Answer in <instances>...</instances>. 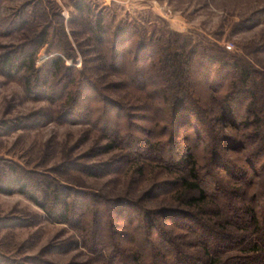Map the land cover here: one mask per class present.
<instances>
[{
  "label": "rangeland",
  "instance_id": "rangeland-1",
  "mask_svg": "<svg viewBox=\"0 0 264 264\" xmlns=\"http://www.w3.org/2000/svg\"><path fill=\"white\" fill-rule=\"evenodd\" d=\"M99 18L105 33L96 39L92 27ZM48 24V44L36 53L35 68L45 71L62 57L69 71L50 72L47 84L34 82L29 92L26 56ZM60 43L72 58L54 50ZM185 43L198 53H192L199 63L193 83L204 102L242 84L231 69L219 83L224 74L209 70L203 51L224 52L264 75V0H0V187L12 177L8 167L17 165L27 190L56 214L52 220L17 186L0 192V264H154L161 257L166 264L176 257L203 264L206 247L216 258V240L202 238L187 205L193 193L178 200L183 180L191 179V165L181 164L187 149L212 208L225 217L236 208L247 223L241 208L253 206L262 220L264 142L248 125L253 119L246 123L250 101L246 95L221 119L211 103L204 121L181 116L174 79L161 78L168 73L160 52L181 53ZM140 69L146 84L135 82ZM234 166L241 176L229 171ZM49 181L65 187L68 223L59 220L64 207ZM231 224L226 230L246 242L224 244L221 264L255 254L253 226ZM116 243L121 259L110 250Z\"/></svg>",
  "mask_w": 264,
  "mask_h": 264
},
{
  "label": "trees",
  "instance_id": "trees-1",
  "mask_svg": "<svg viewBox=\"0 0 264 264\" xmlns=\"http://www.w3.org/2000/svg\"><path fill=\"white\" fill-rule=\"evenodd\" d=\"M80 11L83 12L84 11L83 8L82 9L80 8ZM49 28H50V24H48L38 34V36L34 38V40H36L35 43L34 41H31L30 43L33 45L36 44V46H34L35 47L33 50L34 52L31 54L28 53V55L26 56V63L29 65L28 69L31 73L30 74L31 77L28 79V82H27L29 92L33 91L31 86L34 82L36 83V85L39 84L40 85L39 87H41V85L43 84L44 85L47 84L50 79V72L52 73L60 72L61 73L62 71H67V72L69 71V69L65 67V60L62 57L52 58L45 65L46 66L45 71H43V69L37 70L35 68L34 58H35L36 53L48 44ZM104 29L105 28L103 27L102 20L100 18L97 19L95 21L94 26L92 27L93 36L96 39H98L99 38L98 35L105 33ZM60 45L61 43L57 44V46L54 47L55 48L54 50H57V52L62 54L66 59L72 58L69 54H67V50L69 48L67 49L66 46L64 45L60 46ZM143 45H144L143 48L144 49L146 48L147 50L146 44H143ZM189 46L190 44L185 43L184 47H182L181 53L177 52L173 54L167 48H162L160 52L162 65H163L162 71L167 72L168 73L167 75H169L168 77L167 75H161V78L162 79L170 78V80L174 79L175 83L173 84V86L177 88V91H179L181 94L180 96L178 95L179 97L177 95H174V97L178 99L177 105L180 106L178 113L181 112L180 115L187 119H190L194 115L200 121L201 118L205 116L204 114H208V112L212 110V109H208L206 106V104L208 105L209 103H211L212 106L217 107V109H214V110L217 111V114H219V118L221 119L222 117L224 118L226 114L232 111L234 104L237 103L238 105L242 106L244 101H246L245 100L246 98L244 97H246L247 95L248 97L247 99H249L250 102L245 109L248 115L246 116L247 118L246 123H248V121L253 119L252 122L248 123V125L249 126L252 125L253 127H255L257 137L261 136V140H263L264 142V88H263L264 87V75L259 74L258 72L254 70V68H251L250 65L246 64L245 62H242L240 59L236 58L232 61L231 57L228 56L224 52H221L218 55L217 54L212 55L209 52L203 51L201 53L202 54L201 61H206L208 62V64L210 63L209 70L212 67H218L219 75L222 72L223 74L225 72V74L227 75L226 72L230 71L229 69H231L234 72H237L239 74L241 78V84H242L241 87H238V85L234 84V86L230 88V91L224 96L222 97L216 96L213 99H211L210 102H204L201 97H197V95H195L196 92H195V84L193 83V77H194L193 75H195L197 71L198 66L196 65L198 62L194 64L195 55L193 56L192 53L196 54V56L198 53H196L197 51L195 50H189L188 49ZM152 54L154 53L150 52L149 54H145V55L147 59H150V57L153 56ZM199 57L201 58V55H199ZM11 61L12 59L10 58L6 64L9 65ZM102 67L104 66L102 65ZM85 73H87V71L84 73L81 72L80 74H85ZM137 74H138L137 76L135 75V80H136L135 82L138 84H146L145 76L142 75L144 73L142 72L141 69L139 70V72H137ZM209 74L210 72L208 71L207 73L208 81L210 79ZM225 74L220 77L219 83L223 82V79L226 77ZM259 78H261V80ZM258 79L261 82L258 81ZM250 84H252L251 86L253 88L250 86ZM89 85H90V88L91 87L95 88L94 85H91L90 82H89ZM249 86L252 89L251 93L248 92ZM176 98L175 100H177ZM70 102L73 103L75 102V100L71 98V100L69 99V103ZM232 117H233V113H232ZM202 120L204 121L203 118ZM114 135L116 136L115 139L117 140V138H119L118 131H116ZM217 144H220L218 140H217ZM110 149H113V148H110ZM187 151L189 153H186L183 157V160L182 161L180 160V161H181V164H185L187 166L191 165V168H189L188 170L189 179L190 178L191 179L190 181L183 180L182 188H184V190L183 191L182 189L178 190V193H180V197L178 198V200L180 201V203H182L185 198L187 197L189 198L190 194L193 193L192 194L193 196L188 199L187 205H189L190 208L193 209L192 210L193 213H195L194 214L195 215L194 217H196L195 221L198 224L201 236L203 239L209 238L212 241L216 240V244H215L216 251L214 252V255L216 256V258H213L214 256L212 255L210 250L206 247L204 249V254L207 259L206 261H203V264H221L222 256L220 255H222L221 252L224 251L226 248L224 244H231V245L237 244L241 246L242 244L246 242V239L243 236L237 234V232L229 233V231L226 230V228L232 225L231 223L233 221L237 222V224L244 223V225L247 224L249 227L253 226L252 234L254 235V238L250 241V247L252 249L251 253L257 254V255L253 254L252 256L248 255L245 257L244 256L235 257L233 259H237L236 262L240 264H264V216L262 220H260L253 206H248V208L244 206L243 208H241V211L244 212L245 214L246 213L249 214L250 216L249 221L246 223V222H243V220H241V217H240L241 215L236 212V208H234L233 210L234 215L233 216L227 215V217L223 216L220 213L219 209L212 208L211 204L213 203L211 202V200L209 199L207 195V190H205V186H207V184L203 183V180L202 181L200 180L198 173H197L196 164L195 162L192 161L193 154L191 153L189 149H187ZM219 159L220 158H217L216 161H218ZM8 168H10L12 177L6 182H4L5 186L0 187V192L9 194L13 192V188L15 186L19 187L18 191L28 196L30 199H32V201H34L36 204L42 207V209L45 210L48 213V216H50V218L53 220L56 215L55 208L48 207L47 204L40 202L39 198L36 197V193H33L27 190V184L24 183V181L21 178L19 179L20 168L17 165H10ZM139 170L143 172V168ZM229 171L233 172L234 175L236 176L238 175L241 176L243 174L242 168H238L236 166H234L232 169H229ZM23 174L27 175L28 173L23 172ZM47 186L51 189L53 198L55 200H60L59 203L64 207V210L60 213L59 220L64 223H68L69 218H71L72 216V212H71L70 205L67 203L68 198L66 196L65 187L63 186L61 187L58 183L54 184L53 181H49V183H47ZM236 193H237L236 190H233V192L231 191V195H234L235 197L237 196ZM209 208L212 209L211 214H207ZM229 210H230V206H228V212ZM177 213L179 212L177 211ZM202 214L207 215V216H215L217 220L204 221L198 216ZM230 214L232 215V212ZM219 226L222 227L223 231L216 230V227H219ZM163 234L161 233L159 237L162 238ZM92 243L97 244V239L95 238V235L92 236ZM102 245L103 243L100 245V247L103 250L104 248ZM110 250H112V253L114 252L115 254H118V258L123 257L119 253L120 251H119L117 243L112 244V247L110 248ZM179 259L181 258L176 257L174 264H181L183 262L182 259H181L182 261ZM185 263L190 264L187 262ZM154 264H166L164 257H161V260L157 259L156 263L154 262Z\"/></svg>",
  "mask_w": 264,
  "mask_h": 264
}]
</instances>
